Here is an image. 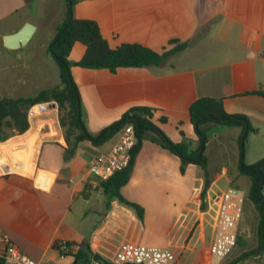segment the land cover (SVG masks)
<instances>
[{"label": "crops", "instance_id": "1", "mask_svg": "<svg viewBox=\"0 0 264 264\" xmlns=\"http://www.w3.org/2000/svg\"><path fill=\"white\" fill-rule=\"evenodd\" d=\"M65 12V0H0V97H20L7 92L25 82V57L17 54L23 46L8 49L3 38L26 23L35 28L26 45L40 49L43 57L34 78H59L48 47ZM73 17L95 21L112 48L139 44L161 54L186 44L158 67L111 73L71 66L89 134L115 124L133 107L148 106L154 108L151 121L171 142L180 143L182 133L195 146L189 105L197 98H217L226 113L246 116L253 128L245 137V165L264 157V97L252 94L264 92V0H80ZM84 52L74 43L69 62ZM28 123L23 134L0 142L1 148L30 138L29 147L20 144L16 152L30 150L32 163L30 172H7L0 155V255L1 237L7 235L14 248L40 264H87L88 259L103 264L122 242L168 249L179 264H207L211 230L200 208L204 177L199 166L189 164L180 173L177 156L150 136L143 139L120 188L124 199L142 208L140 221L133 210L109 198L89 171L116 136L98 146L81 141L70 152L56 114L45 110ZM204 128L209 179L204 206L214 193L229 188L247 197L250 181L238 170L242 128ZM55 242H69L72 249L61 256Z\"/></svg>", "mask_w": 264, "mask_h": 264}, {"label": "trees", "instance_id": "2", "mask_svg": "<svg viewBox=\"0 0 264 264\" xmlns=\"http://www.w3.org/2000/svg\"><path fill=\"white\" fill-rule=\"evenodd\" d=\"M78 1L80 0H65V19L62 24L57 26L55 36L48 47V52L59 69V85L26 97H0V142L14 135L23 134L29 127L28 110L40 103L54 102L59 112L63 113L59 118V125L64 128V139L70 152L79 142L84 140L92 141V145L95 146L101 145L116 136L125 124H131L134 128L137 142L131 150L130 164L124 170L111 175L107 181L102 182L104 193L109 195V198H115L119 203L133 210L136 217L140 221L142 220V208L124 199L120 194V188L129 179L133 160L140 148L141 141L150 136L149 138L153 142L169 150L179 158L180 173H183L189 164H194L201 168L204 185L200 193V208L204 210L205 204L203 200L209 186L207 161L204 155L208 133L204 126L209 124L215 128L239 126L243 132L246 124V136L248 132L253 130L248 118L242 114L226 113L220 99L203 97L193 100L188 108L189 120L197 137L195 146H192L182 133V141L180 143L171 142L151 121L154 108L148 106L133 107L118 121L117 125L115 123L106 127L96 135L89 134L85 130L81 119L79 94L70 74L71 66L84 69H106L111 73H115L119 68L158 67L165 63V59L169 54L184 49L186 44L179 45L173 52H163L161 54L139 44H120L112 48L102 37L95 21L73 17V6ZM76 42L85 47V52L80 60L71 63L68 60V55L71 47ZM252 94L264 97V92L261 89L252 92ZM159 122L164 123L165 119L161 118ZM243 140L242 142L239 141L238 170L240 174L247 176L250 181L247 198L258 217L256 246L250 252L234 259L230 264H238L240 259L250 255H260L264 251V157L254 165H245L242 149ZM67 244L70 243L67 242ZM53 247L58 249V243L55 242ZM89 261L90 259H88L87 264ZM102 263L111 264L106 261ZM0 264H2L1 258Z\"/></svg>", "mask_w": 264, "mask_h": 264}, {"label": "built area", "instance_id": "3", "mask_svg": "<svg viewBox=\"0 0 264 264\" xmlns=\"http://www.w3.org/2000/svg\"><path fill=\"white\" fill-rule=\"evenodd\" d=\"M264 57V53L262 54ZM36 113L47 110V104H39ZM31 107L28 117L35 116ZM37 115V114H36ZM137 142L134 128L125 124L116 134L109 150L95 157L89 166L90 173L100 182L127 168L131 161V150ZM2 174V173H0ZM204 213L211 230V241L208 247L207 264H220L238 242V228L242 217V197L239 191L227 189L214 193L206 202ZM4 251L0 255L2 264H40L14 248L7 235L1 237ZM72 249L67 242L58 243L57 251L65 256ZM111 264H179L176 256L168 249L156 246H143L130 242H122L111 258ZM88 264H97L90 261Z\"/></svg>", "mask_w": 264, "mask_h": 264}, {"label": "rangeland", "instance_id": "4", "mask_svg": "<svg viewBox=\"0 0 264 264\" xmlns=\"http://www.w3.org/2000/svg\"><path fill=\"white\" fill-rule=\"evenodd\" d=\"M19 50L20 51H17V54L23 55L25 57V82L20 86V88L12 87L11 88L12 92H7L9 93L8 95L14 94V95H19L20 97H26L33 95L38 91L49 89L59 85L60 83L59 78H34L35 74L38 72L40 68V65L43 63V57L41 56L42 52L40 49L34 48L31 45H25ZM8 84H11L10 80H8ZM7 88L10 89L9 87H6V89ZM40 104H47V110L57 115V122L59 125V118L63 115V113L59 112L57 105L54 102L40 103ZM42 113L43 112L37 113V115ZM61 131L64 136V128H61ZM248 136H250V134ZM242 149L244 156L246 152V138L243 140ZM13 153L16 155L23 154L22 156L26 157V154L24 155V150L16 152L15 149ZM221 188H223L222 185ZM229 189H235V188H229ZM239 192L245 198V202L243 203V212H244L243 220L238 228V232L240 233L238 237V243L232 249L230 254L220 264H230V262H232L234 259H236L237 257L241 256L244 253L250 252L256 246V225H257L258 217L254 209L250 208V201H248L246 197V193L243 192L242 190H239ZM238 264H264V251L261 252L260 255L246 256L240 259Z\"/></svg>", "mask_w": 264, "mask_h": 264}, {"label": "bare ground", "instance_id": "5", "mask_svg": "<svg viewBox=\"0 0 264 264\" xmlns=\"http://www.w3.org/2000/svg\"><path fill=\"white\" fill-rule=\"evenodd\" d=\"M36 109L37 107H33L32 111L34 114H36ZM28 138L27 139L24 137L23 141H15V142H8L5 144L1 145L0 148V155L2 158V163L4 170L7 172H22V173H27L30 172L31 170V157H30V150L25 151L26 152V157L24 156L22 159L23 160H18L17 155L14 154V150L20 145V144H25L27 147L28 146ZM32 141V140H31ZM24 152V153H25Z\"/></svg>", "mask_w": 264, "mask_h": 264}, {"label": "water", "instance_id": "6", "mask_svg": "<svg viewBox=\"0 0 264 264\" xmlns=\"http://www.w3.org/2000/svg\"><path fill=\"white\" fill-rule=\"evenodd\" d=\"M69 1V0H68ZM34 26L29 23H26L18 32L7 35L3 38V45L8 49H16L27 44L34 32ZM116 122L115 125H117ZM247 131L246 124L244 125L243 132L241 134L240 141L242 142ZM203 141V137H202Z\"/></svg>", "mask_w": 264, "mask_h": 264}]
</instances>
